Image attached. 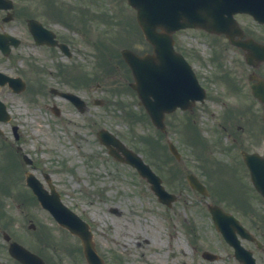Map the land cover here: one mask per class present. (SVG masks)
<instances>
[{
  "label": "rangeland",
  "instance_id": "374dc122",
  "mask_svg": "<svg viewBox=\"0 0 264 264\" xmlns=\"http://www.w3.org/2000/svg\"><path fill=\"white\" fill-rule=\"evenodd\" d=\"M14 1L17 16L7 24L0 20L3 28L0 30L23 38L27 37V33L21 22L22 16L38 14L45 22L54 23L48 18L58 8L71 12V6L77 1H90L94 8L91 13L97 17L96 23L91 25L92 32L89 28L87 34L93 47L84 45L79 33L72 34L65 28H60L74 38L76 51L72 60L61 58L58 65L67 70L72 66V76L77 80L72 78L66 81L58 74L55 60L49 56V51L22 46L13 49L8 57L0 53V70L22 75L27 81V89L21 94H14L4 87L0 97L8 104L12 115L11 122L19 126L23 151L36 161L37 167L33 172L38 177H41L42 170L49 172L64 203L90 222L96 248L105 261L109 260L110 264H114L113 261L116 264H229L225 257L226 245L219 243L217 231L206 208V203L214 200L215 196H200L181 180L185 170H198L200 161L197 159L202 158L198 145L192 140V144L183 140L182 117L179 113L167 117L168 123H178V128H172L169 136L176 141L185 160L180 165L185 170H179V175L170 179L168 169L177 163L166 149L165 135L151 125L144 110L138 105L134 91L127 85L131 74L118 56L119 49L123 46L133 47L139 52L149 49L136 28L135 11L127 6L125 0ZM1 13L4 11H0ZM99 37L106 43L105 46L97 41ZM175 38L181 48L199 51L201 57L197 60L204 75L208 77L211 88L215 89L216 82L213 77L216 66L208 58V53L218 39L204 32L191 30L178 32ZM83 72L90 78L89 85L82 81L86 75ZM40 81L46 87L57 85L74 88L88 100V110L81 114L66 101L59 99L55 102L60 107L61 114L56 117L46 108V103L49 104L55 99L47 93ZM75 84L77 87H73ZM82 86L88 87L87 90ZM94 97L103 98L104 103L95 105L92 100ZM202 107L209 111L217 107L220 112L212 97ZM197 111V123L203 127L207 125L204 129L211 128L213 117L205 109ZM101 127H106L118 135L147 162L154 161L152 167L167 175L165 181L168 183L164 182L166 188L175 193L180 192L179 198L170 207L157 201L148 184L133 168L117 162L108 154L96 137V131ZM1 128L4 138L0 139V164L11 162L8 176L12 178L8 177V182L0 167L1 210L8 217H14L13 220L25 221V226L27 221L32 220L47 227L44 235L43 229H37L41 233L37 230H26L21 238L32 246L34 243L33 247L40 248V253L47 260L54 261L51 264H82L80 251L75 247L79 248L78 239L59 231L60 228L54 226L48 213L33 205L29 206L20 199L19 179L22 171L29 167L20 161L19 164L16 163L17 153L11 160L12 155L6 147L9 144L8 147L14 150L15 146L10 144V124H1ZM152 139L156 141L155 145ZM233 186L236 187L235 182ZM5 190L9 192V196ZM25 194L28 195L27 192ZM114 208L117 211H113ZM47 236L52 237V246L45 245L44 239ZM74 247L76 250L66 252ZM205 249L215 253L220 250L224 259L218 262L203 259L201 252ZM0 257L7 256L0 254ZM1 263L17 264L9 258Z\"/></svg>",
  "mask_w": 264,
  "mask_h": 264
},
{
  "label": "water",
  "instance_id": "95a60500",
  "mask_svg": "<svg viewBox=\"0 0 264 264\" xmlns=\"http://www.w3.org/2000/svg\"><path fill=\"white\" fill-rule=\"evenodd\" d=\"M128 2L137 9V20L148 40L154 45V53L139 56L131 50L124 49L122 54L134 75L135 82L131 84L132 87L138 91L152 120L160 125L163 111L180 103L176 98L171 102L168 90H166L170 83L168 79L170 66L173 63L182 64L180 57L172 49L171 31L180 26L197 25L217 32L222 28L221 23L226 20L225 11H229V14L234 11H248L257 17L258 14L264 13V0H128ZM157 27H160L162 31L156 32ZM9 82L11 84L15 80H9ZM162 104L168 106H162ZM1 116H4L3 111L0 113V118ZM99 137L108 146L110 142L115 143L117 148L124 152L125 159L136 165L141 173L147 176L159 199L168 202L170 195L159 184V178L147 166L144 167L145 169H140L139 156L126 149L121 142L105 130L99 133ZM110 152L118 157L111 147ZM37 191L35 188L39 200L51 210L58 221L81 237L84 252L90 264H99V258L90 240V233L83 230L82 225H85L82 221L62 204L56 203ZM209 210L217 225V206H209ZM203 255L209 259L216 257L208 252H204ZM24 261L26 264H40L33 258Z\"/></svg>",
  "mask_w": 264,
  "mask_h": 264
},
{
  "label": "flooded vegetation",
  "instance_id": "af4514ba",
  "mask_svg": "<svg viewBox=\"0 0 264 264\" xmlns=\"http://www.w3.org/2000/svg\"><path fill=\"white\" fill-rule=\"evenodd\" d=\"M247 16L248 15L246 14L235 15L236 19L238 21L241 20L243 24V26H241V29L238 30V33H236V35L233 37L235 43L219 46V53L221 55L222 61L224 62L225 60H227V62L230 64L229 68H224L223 66H221V60L218 61L219 65L217 66L219 68L217 71L218 76L222 71L227 72L231 77L233 86L237 87L240 91L237 97L234 93L231 102L233 105H236V103H238V106L240 107L232 121L241 131L242 135L244 132L250 133V131L252 130V124L249 125L248 122L249 114L262 108V105L259 101H255L251 96L250 99L248 98L246 94L247 87H250L252 83L257 82L259 79H262L264 81V52L255 51L252 57L247 60V51L243 50L238 45L242 42L253 40L254 43L264 46V25L255 23L253 21L252 26L249 25L248 21L242 20V18H246ZM13 19L10 21H13ZM24 26L27 29L26 23H24ZM219 36L225 39L224 35ZM30 39L31 37L29 35V40ZM53 39L57 40L58 43L62 42L67 44L69 50L73 49L74 45L72 38L63 37L61 32H59L57 28L54 30ZM225 40L227 41V39ZM34 46L36 45L34 44ZM37 47L48 50L49 53H52L56 56H64L68 59L72 56L71 53V56L67 57V55H65V53H63L58 46L43 44L38 45ZM227 50L230 51L229 57H225L224 55ZM243 81L245 82V85L243 84ZM62 89L70 90L68 89V87H62ZM84 90H87V87H84ZM220 104L221 106H226V103L224 101H221ZM254 104L256 108L255 110L253 108ZM244 105L246 108H242ZM240 120H243V123H239L238 121ZM229 134L231 135V133ZM263 134H261V136H263ZM224 149L229 154L228 159L230 160L228 164H225L224 175L227 179H235L237 182L234 189H226L224 190V192L227 193L226 195L236 197L237 199H219V201H217V204L221 205L225 210L230 211L242 223V225L248 232V237L243 238L237 234L240 243L251 253L255 264H264V179H262V181L260 182V185L262 186V191H260L253 184L249 170L242 158V152L245 150L248 152L257 151L263 157L261 167L264 169V140L251 142L240 140L238 137L232 136V140L229 143V146ZM21 223L22 222L20 221L15 222V226L19 229V231H12L11 234L13 233L16 235L17 233L20 234V232L26 231L21 229ZM12 224L14 223L11 221L5 223L0 222V238L2 239H0V254L8 255L7 251L11 238L7 242L3 239V236L5 232H8L7 230H9V227ZM37 228L38 227L34 225L33 229L37 230ZM37 231L38 233H41L39 230ZM230 258L231 264H242L233 255V253H230Z\"/></svg>",
  "mask_w": 264,
  "mask_h": 264
}]
</instances>
